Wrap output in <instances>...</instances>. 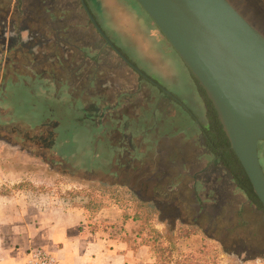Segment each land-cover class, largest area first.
<instances>
[{
  "label": "crops",
  "instance_id": "obj_1",
  "mask_svg": "<svg viewBox=\"0 0 264 264\" xmlns=\"http://www.w3.org/2000/svg\"><path fill=\"white\" fill-rule=\"evenodd\" d=\"M3 3L0 0V26L10 22V30L0 50L6 60L0 69L8 72L7 81L16 89L13 93L25 91L33 97L32 87L38 82L32 80L29 84L25 74L19 75L23 68H18V62L22 60L27 70L41 65L45 74L54 75L37 84L43 88L39 95L43 100L53 97L56 101L61 87L75 85L71 80L66 84L57 75L71 71V52L59 48V32L54 34L53 46L50 39L41 47L29 46L31 34L23 28L15 31V22L11 15L8 19ZM86 49L72 50L85 54L92 63ZM125 102L134 104L133 113L117 119L113 124L118 131L117 142L109 139V143L118 151V175L122 170L136 175L133 181L125 180L128 187L120 179L118 184L128 192L133 189L137 210L129 212L120 201L91 210L90 205L48 203L40 196L31 199L21 194L0 195V264H30L34 249L50 253L55 264H193L190 256L203 242L214 246L219 259L241 256L242 264L262 260L264 251L253 254L251 250L262 240L254 228L250 229L247 214L264 211L240 187L235 172L223 163L219 157L222 150L215 151L208 143L207 127L174 94H134L125 96ZM17 177L13 167L5 180L19 183ZM27 179L33 185L41 183L32 176ZM145 214L153 218L151 232L157 238L146 230ZM225 246L228 250L231 246L243 250L227 252ZM194 262L201 263L200 259Z\"/></svg>",
  "mask_w": 264,
  "mask_h": 264
},
{
  "label": "rangeland",
  "instance_id": "obj_2",
  "mask_svg": "<svg viewBox=\"0 0 264 264\" xmlns=\"http://www.w3.org/2000/svg\"><path fill=\"white\" fill-rule=\"evenodd\" d=\"M233 1L257 27L264 28V21L255 16L264 15V0ZM86 2L107 36L148 80L106 45L80 0H4L8 19L11 15L15 22V31L29 29L32 38L29 46L41 47L49 39L53 46L54 34L59 32L62 38L59 48L71 52L72 63L71 71H60L57 75L66 84L71 80L75 85L61 87L56 101L53 97L43 100L39 95L43 88L37 84L51 79L53 72L45 74L41 65L27 70L19 60L18 68H23L19 75L25 74L29 84H33L32 80L38 82L32 87L35 94L32 97L25 91L13 93L16 89L7 81L8 72L0 69V195L21 194L31 199L40 196L48 203L90 205L91 210L118 200L129 212H134L138 204L130 201L127 190L114 185L121 182L119 179L122 184L127 183L125 180L133 181L136 175L125 170L118 175V151L109 143V139L116 141L118 135L113 124L121 116L133 113L134 104L126 105L125 96L163 95L168 91L183 100L192 116L205 127L210 125V108L187 67L135 0ZM9 30L10 22L1 23L0 50L5 46ZM70 47L84 52L87 48L88 58L93 62ZM5 62V56L0 54V66H5ZM119 105L122 113L117 109ZM103 131L106 141L101 142ZM260 156L264 168V142L260 144ZM12 166L21 179L19 183L5 180ZM31 176L41 183L33 185L27 179ZM263 214H247V220L252 223L250 229L254 228L262 240L251 247L253 254L264 251ZM143 218L146 230L157 238L151 232L153 218L149 214ZM229 250L238 253L243 247L231 246ZM239 258L219 259L217 250L209 242H203L190 256L193 264L198 259L201 263L196 264H242ZM254 264H264V258Z\"/></svg>",
  "mask_w": 264,
  "mask_h": 264
},
{
  "label": "water",
  "instance_id": "obj_3",
  "mask_svg": "<svg viewBox=\"0 0 264 264\" xmlns=\"http://www.w3.org/2000/svg\"><path fill=\"white\" fill-rule=\"evenodd\" d=\"M135 1L205 91L264 206V33L229 0ZM80 2L106 45L148 79L107 36L86 0Z\"/></svg>",
  "mask_w": 264,
  "mask_h": 264
},
{
  "label": "trees",
  "instance_id": "obj_4",
  "mask_svg": "<svg viewBox=\"0 0 264 264\" xmlns=\"http://www.w3.org/2000/svg\"><path fill=\"white\" fill-rule=\"evenodd\" d=\"M25 30H29L28 28H23ZM192 75V74H191ZM193 77V76H192ZM193 79L198 84L197 80L193 77ZM199 86V84H198ZM200 90L202 91L203 95L205 96L208 106L210 108V125L207 127V141L209 144L212 145V147L215 149V151L222 150L220 152V158L222 159L223 163L229 168H231L236 175V178L239 182V185L242 189L246 190V192L249 194V196L253 199V201L259 206L260 209L264 211V206L261 204L257 196L254 194L252 186L250 184V181L248 180L244 169L242 168V165L240 164L238 158L236 157L235 153L231 150L229 141L222 129V125L218 119L217 112L215 111L211 101L207 98L205 91L201 86H199ZM102 142V140H100ZM125 186L128 187V185L125 184ZM115 188H121L118 183L114 185ZM132 187V185H131ZM129 195H130V201L134 202L135 198L133 196V189L129 188ZM131 191V192H130ZM118 202V200H117ZM165 217H172V216H165ZM221 243L224 247V240H221ZM225 251L229 252L228 248L225 246ZM264 257V256H261Z\"/></svg>",
  "mask_w": 264,
  "mask_h": 264
},
{
  "label": "built area",
  "instance_id": "obj_5",
  "mask_svg": "<svg viewBox=\"0 0 264 264\" xmlns=\"http://www.w3.org/2000/svg\"><path fill=\"white\" fill-rule=\"evenodd\" d=\"M30 264H55V258L42 249H34L30 252Z\"/></svg>",
  "mask_w": 264,
  "mask_h": 264
},
{
  "label": "flooded vegetation",
  "instance_id": "obj_6",
  "mask_svg": "<svg viewBox=\"0 0 264 264\" xmlns=\"http://www.w3.org/2000/svg\"><path fill=\"white\" fill-rule=\"evenodd\" d=\"M236 8H237V5L236 3L233 1V0H229ZM240 11V10H239ZM245 17L247 16L244 12L240 11ZM256 17H260L261 21H264V15H259V14H256L255 15ZM247 18V17H246ZM248 19V18H247ZM249 20V19H248ZM253 25H255V23H253L251 20H249ZM256 26V25H255ZM257 27V26H256ZM262 33H264V28L261 27V29L259 27H257Z\"/></svg>",
  "mask_w": 264,
  "mask_h": 264
}]
</instances>
